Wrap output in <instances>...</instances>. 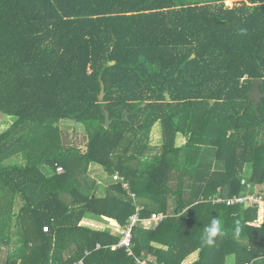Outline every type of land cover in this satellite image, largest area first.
I'll return each mask as SVG.
<instances>
[{
  "label": "trees",
  "instance_id": "16d2710c",
  "mask_svg": "<svg viewBox=\"0 0 264 264\" xmlns=\"http://www.w3.org/2000/svg\"><path fill=\"white\" fill-rule=\"evenodd\" d=\"M225 2L0 0L5 252L21 244L20 264H140L124 249H97L119 235L82 223L93 213L122 230L136 212L122 182L97 193L88 175L97 163L152 202L142 218L166 214L155 229L134 226L138 257L184 264L198 252L189 264H225L228 255L235 264H264V208L214 202L218 194L264 198V99L256 110L248 94L264 79V0ZM103 105L114 118L109 128ZM61 120L84 125V148L65 144ZM158 122L159 148L150 143ZM213 218L221 234L208 246L201 234Z\"/></svg>",
  "mask_w": 264,
  "mask_h": 264
},
{
  "label": "crops",
  "instance_id": "0c3cea01",
  "mask_svg": "<svg viewBox=\"0 0 264 264\" xmlns=\"http://www.w3.org/2000/svg\"><path fill=\"white\" fill-rule=\"evenodd\" d=\"M66 121L69 122L72 126H74L73 124H75L74 122L69 121V120H61L60 123L63 124V123H66ZM155 125H157L156 132H155V139H156L155 141L156 142H154V138H153V133L154 132L153 133L151 132V134H150V139H151L150 143H151L152 146H156L157 148H159L162 145V143H163L162 125H161V122H158ZM183 138L185 139L184 140L185 142H181V140H183ZM185 143H186V137L184 135L180 134L178 136V144L182 145V144H185ZM157 148L154 149V151L157 150ZM88 175L94 180V182H96L97 193L100 196H105L106 195L108 186L110 184L121 182L120 180H116L115 175H117V174H113V175L109 174L104 169V167H102L101 165H99L97 163L90 164V166L88 168ZM135 201H136V203L138 205H141L144 209H146V208H148L150 206L154 207L150 200L138 197V195H137ZM23 202L21 200H19L18 203H16V205L13 207L12 214H14V220L11 222V225H10V229L13 232L18 229L17 217L20 214V206H21V204ZM155 212H157V211H155ZM82 223L86 224L88 226H92V227L98 228V229L110 230L114 235H119V238L121 236V231H122L121 229H119L117 226L111 224L109 221H107L103 217L95 215L93 213H86L85 220ZM31 244H32L31 246H33V244L35 245L34 242H32ZM153 244H154V246H157V247L161 246L158 243H153ZM20 247H21V244L9 247L8 251H10V253H12V254H10L8 252L9 254L7 255V257L4 260L0 261V262H2L1 264H6L5 263L6 259L9 260V259H12V258L17 259V261H18L17 264H20L21 257H19L18 255H15V254H17L16 252H18V250L21 249ZM32 248L33 247H30V250ZM71 249L73 250V247ZM28 251H29V249H28ZM71 253L72 252L70 251L69 253L64 255V257L68 258ZM146 253L148 254L149 251L147 250ZM197 258H198V252H194L193 254L189 255L186 258V260L184 261V264L192 263ZM152 259H153V256L152 257L150 256L149 258L148 257L146 258L147 261H151ZM80 261H83V260H80ZM235 261H236L235 255H230V256L226 257V263L225 264H235Z\"/></svg>",
  "mask_w": 264,
  "mask_h": 264
},
{
  "label": "built area",
  "instance_id": "2783aa9c",
  "mask_svg": "<svg viewBox=\"0 0 264 264\" xmlns=\"http://www.w3.org/2000/svg\"><path fill=\"white\" fill-rule=\"evenodd\" d=\"M57 172L59 174H62L65 172V168L59 165L57 166ZM117 175H115L116 180H120L122 182L123 187L127 190L128 195L132 199L136 200L137 194L135 191L131 189L129 182L126 181L123 176H120V175L117 176ZM214 202L226 203L227 205H234V204H239V203L245 204L246 206L247 205L248 206L249 205H261L264 208V198L262 196H257L251 192L242 193L240 195H237L231 198H226L218 194L214 198ZM142 209L143 207L137 204L136 212L129 217L128 225L127 227L122 229L121 236L118 242L108 245V246H103L102 244L98 243L96 248L102 249V248L107 247L113 251H116L118 249H124L129 256H134L138 263L151 264L146 259L138 257L133 251L132 249L133 248V242H132L133 241V228L137 224L141 223L143 226L147 228L155 229L160 224V222H162L166 218V214L162 212H153L149 217L142 218L140 216ZM44 231H49V228L47 226L44 227ZM86 254H89V251H86ZM82 263L83 261H80V264Z\"/></svg>",
  "mask_w": 264,
  "mask_h": 264
},
{
  "label": "rangeland",
  "instance_id": "374dc122",
  "mask_svg": "<svg viewBox=\"0 0 264 264\" xmlns=\"http://www.w3.org/2000/svg\"><path fill=\"white\" fill-rule=\"evenodd\" d=\"M203 1H208V0H177V2L179 4H188V3H194V2H203ZM234 2V0H226V4L227 5H232ZM3 118H5L1 113H0V133L3 132V130L6 128L5 125H3L2 123V120ZM6 120H10V123L12 122V118H9V117H6ZM74 126H72L69 122L66 121V123H59V127H60V130H62V135H63V138H64V142L65 144H71V143H74L75 145L77 144L79 147L81 148H84L85 145H86V129L84 127V125L82 124H73ZM158 125V124H157ZM157 125H154V127L152 128V133H153V138H154V142H156L155 140V132H156V127ZM185 139L183 138V140H181V142H185L184 141ZM151 141V139H150ZM71 142V143H70ZM18 158H21L20 156ZM6 247H4L2 245V243H0V260H2L4 257L2 256V254L4 253H8L4 251ZM2 251H4L2 253ZM230 256V255H228ZM227 256V257H228ZM229 259V258H228Z\"/></svg>",
  "mask_w": 264,
  "mask_h": 264
},
{
  "label": "water",
  "instance_id": "95a60500",
  "mask_svg": "<svg viewBox=\"0 0 264 264\" xmlns=\"http://www.w3.org/2000/svg\"><path fill=\"white\" fill-rule=\"evenodd\" d=\"M195 55H193L194 57ZM115 62L113 61L111 64H114ZM264 84V79L262 78H257L253 80V87L249 91V103L253 102L256 110H258V105L259 103L264 99V92L261 90V85ZM101 92L99 94V100L100 102H103L105 99L106 91H105V84L102 82L101 84ZM167 100H171L170 94L167 92L166 93ZM211 104H214V101L211 102ZM104 113H105V127L109 128L111 124L114 121V118L111 117L110 110L103 105ZM125 119H128V115L125 116Z\"/></svg>",
  "mask_w": 264,
  "mask_h": 264
},
{
  "label": "clouds",
  "instance_id": "9594fccd",
  "mask_svg": "<svg viewBox=\"0 0 264 264\" xmlns=\"http://www.w3.org/2000/svg\"><path fill=\"white\" fill-rule=\"evenodd\" d=\"M241 33H244L246 30L241 29ZM239 232V229H237ZM221 234V224L220 221L216 218H213L211 224L205 227L203 233L201 234V240L205 245L211 246L214 243V238Z\"/></svg>",
  "mask_w": 264,
  "mask_h": 264
}]
</instances>
